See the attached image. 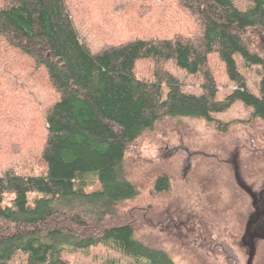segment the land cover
<instances>
[{
  "label": "trees",
  "instance_id": "1",
  "mask_svg": "<svg viewBox=\"0 0 264 264\" xmlns=\"http://www.w3.org/2000/svg\"><path fill=\"white\" fill-rule=\"evenodd\" d=\"M179 1L198 35L196 30L193 36L137 38L94 54L66 0H0V40L45 68L61 95L46 110V173L0 175V264H12L17 256L24 257L23 264H69L65 251L98 245L118 252L128 264H176L165 250L138 239L144 223L140 212L122 211L140 195L122 172L129 149L165 118L203 119L226 133L230 124L215 115L237 102L264 121V79L260 94L252 93L235 58L264 70V0H249L245 10L236 0ZM213 54L237 86L225 99L219 98L210 68ZM143 60L154 63L153 81L137 76ZM169 62L201 75L202 94L186 92L166 69ZM89 177L98 189L89 191ZM169 190L170 178L160 175L154 193ZM32 193L37 194L33 200ZM7 194L13 196L10 205H4Z\"/></svg>",
  "mask_w": 264,
  "mask_h": 264
},
{
  "label": "rangeland",
  "instance_id": "2",
  "mask_svg": "<svg viewBox=\"0 0 264 264\" xmlns=\"http://www.w3.org/2000/svg\"><path fill=\"white\" fill-rule=\"evenodd\" d=\"M66 1L82 41L94 54L137 38L200 32L179 0ZM235 5L245 10L251 3L236 0ZM235 58L249 89L259 95L263 68L246 67L241 56ZM210 68L219 98L225 99L237 86L216 54L210 56ZM166 69L186 92L202 94L201 75H190L173 62ZM136 73L153 81L154 63L140 61ZM60 97L45 68L0 40V175L46 173L42 159L48 137L46 110ZM215 118L230 124L226 133L194 118H165L146 132L123 164V175L140 195L126 202L122 211L140 212L144 223L138 239L165 250L176 264H264V121L241 102ZM162 174L170 178V190L156 194L154 183ZM89 180L93 181L89 191L99 188L92 177ZM12 200L7 194L4 205ZM63 256L69 264L129 262L104 245L86 252L65 251ZM23 261L17 256L12 264Z\"/></svg>",
  "mask_w": 264,
  "mask_h": 264
},
{
  "label": "water",
  "instance_id": "3",
  "mask_svg": "<svg viewBox=\"0 0 264 264\" xmlns=\"http://www.w3.org/2000/svg\"><path fill=\"white\" fill-rule=\"evenodd\" d=\"M251 258H252V256H251ZM249 264H251V262H249Z\"/></svg>",
  "mask_w": 264,
  "mask_h": 264
}]
</instances>
